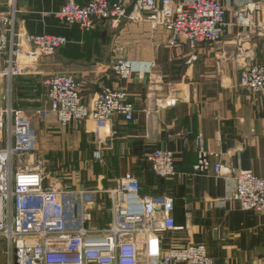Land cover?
I'll list each match as a JSON object with an SVG mask.
<instances>
[{"label": "crops", "instance_id": "obj_1", "mask_svg": "<svg viewBox=\"0 0 264 264\" xmlns=\"http://www.w3.org/2000/svg\"><path fill=\"white\" fill-rule=\"evenodd\" d=\"M66 1L0 0V31L13 3L14 31L26 49L32 36L67 39L53 55L28 65L25 75L0 79V107L10 105L32 119L49 175L53 169H67L68 180H61L66 187L107 190L131 174L138 180L140 196L167 194L174 199L175 225L184 229L166 234L163 249L203 244L214 264H264V214L240 210L236 203L219 205L229 191L227 182L212 172L193 170L198 163L195 140L201 136L205 149L220 155L210 157L211 167L219 163L233 173L240 169L264 177V93L252 97L239 86L248 62L244 51L251 44L256 62L264 64V28L254 31L236 25L232 13L239 0H219L231 26L221 42L191 49L185 43L169 45V32H152L143 22L123 20L116 27L97 23L89 32L68 27L57 17ZM72 1L83 6L90 0ZM130 1L127 13L135 0ZM172 1L183 5L188 0ZM247 34L250 42L242 41ZM115 56L131 67L128 81L113 77L108 64ZM53 75L77 79L85 104L102 87L121 88L128 94L133 119L112 118L109 128L117 134L102 151L103 163L92 156V121L60 128L53 117L42 122L33 116L47 105L42 83ZM154 151L173 153V179L155 177L145 160ZM95 217L98 228L109 221V215ZM5 250L0 241L2 254Z\"/></svg>", "mask_w": 264, "mask_h": 264}, {"label": "built area", "instance_id": "obj_2", "mask_svg": "<svg viewBox=\"0 0 264 264\" xmlns=\"http://www.w3.org/2000/svg\"><path fill=\"white\" fill-rule=\"evenodd\" d=\"M239 2L232 13L235 24L254 31L264 28V0ZM130 3L90 0L81 6L68 0L57 17L64 25L83 32L92 31L97 23L116 27L123 20L143 22L152 32H169V45L185 43L191 49L221 42L231 26L219 0H188L183 5L172 0H135L127 13ZM14 18L12 3L0 31V79L25 75L28 65L67 44L64 37L43 34L29 37L31 47L26 49L14 31ZM250 39L249 34L242 37L244 42ZM253 48L251 44L244 51L248 62L239 86L255 97L264 93V64L256 62ZM108 66L115 80L131 78V67L122 58L113 57ZM42 85L47 105L33 116L42 122L53 117L60 128L92 121V156L103 163L102 151L117 134L109 128L112 118L133 119L134 107L125 90L102 87L85 104L81 83L70 75L49 76ZM195 144L198 163L194 172H212L228 184L229 191L219 205L236 203L240 210L264 214V177L240 169L233 173L219 163L211 167L210 157L220 155L208 152L201 136ZM39 147L32 119L10 105L0 107V241L6 244L7 264H214L203 244H175L163 249L166 234L184 229L175 225L170 195L140 196L138 180L131 174L118 178L107 190L66 187L61 180H68L67 175L49 178ZM145 160L157 179L176 176L172 152L154 151ZM97 214L109 215L104 227L95 226Z\"/></svg>", "mask_w": 264, "mask_h": 264}, {"label": "rangeland", "instance_id": "obj_3", "mask_svg": "<svg viewBox=\"0 0 264 264\" xmlns=\"http://www.w3.org/2000/svg\"><path fill=\"white\" fill-rule=\"evenodd\" d=\"M50 170V169H49ZM46 171L47 172H49L48 171V168L46 169ZM51 172V174L50 175H48L50 178H52V177H54V178H58V179H62L64 176H65V178H67L66 177V172H67V169H53L52 171H50ZM69 172V171H68ZM63 182H65V181H63ZM95 224H96V222H94ZM3 261H5V263H6V261H7V259H6V255L5 254H2V251H0V264H2L3 263Z\"/></svg>", "mask_w": 264, "mask_h": 264}]
</instances>
